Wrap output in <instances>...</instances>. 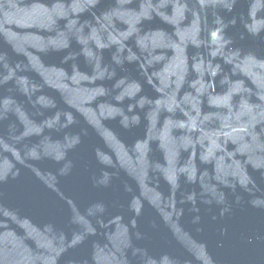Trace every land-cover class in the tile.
Returning a JSON list of instances; mask_svg holds the SVG:
<instances>
[{"label": "water", "instance_id": "1", "mask_svg": "<svg viewBox=\"0 0 264 264\" xmlns=\"http://www.w3.org/2000/svg\"><path fill=\"white\" fill-rule=\"evenodd\" d=\"M0 264H264V0H0Z\"/></svg>", "mask_w": 264, "mask_h": 264}]
</instances>
